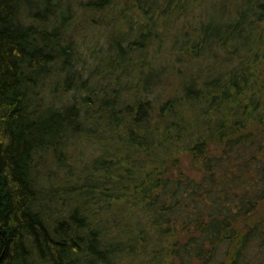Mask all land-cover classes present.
<instances>
[{
    "label": "trees",
    "instance_id": "trees-1",
    "mask_svg": "<svg viewBox=\"0 0 264 264\" xmlns=\"http://www.w3.org/2000/svg\"><path fill=\"white\" fill-rule=\"evenodd\" d=\"M116 1L80 4L114 22L85 71L77 0H0V264H264V0H134L135 24ZM85 139L95 157L66 172ZM46 153L74 185H40Z\"/></svg>",
    "mask_w": 264,
    "mask_h": 264
},
{
    "label": "rangeland",
    "instance_id": "rangeland-1",
    "mask_svg": "<svg viewBox=\"0 0 264 264\" xmlns=\"http://www.w3.org/2000/svg\"><path fill=\"white\" fill-rule=\"evenodd\" d=\"M77 2H78V6H77V3L73 4L74 12H76L75 16H77V21L70 31L71 33L70 38L73 39L79 53H81V55L85 58L83 62L81 63L87 66L86 67L87 70L85 71H89L90 68L93 66V64H95V60H96V59H93V55L90 50L97 51L96 55H98L99 52L100 54H103L108 51V43H109L108 35L110 34V32L108 31L112 28L113 23H114L112 21V16H111L112 13H110L111 12L110 10L112 9L110 10L105 9L104 11H98V12L95 11L93 13H88L86 8L80 5L81 2H83V0H80V1L77 0ZM116 2H119L121 7H123L125 10H129L128 14H130L129 16H130V20L132 21V23L134 24L135 22L138 23L139 22L138 19L140 21L146 20L144 13L141 12L140 10V7L137 4H134V0H118ZM223 5L225 4L222 2L208 3L204 7L205 9L204 11L205 12L207 11V13L213 14L215 12H218L220 10V7ZM75 7H76V10H75ZM188 10L190 14H185V13L180 14V13H177L176 11V14H174L175 16L172 21L174 26L172 25L170 32H174L176 29L184 25L186 21L188 25H190L192 21L191 20L192 16L199 17V15H202L201 6L188 8ZM146 16H147V19H150L151 21V19L155 17V13L149 12L148 15ZM186 16H188V18H186ZM123 24H121V27ZM159 30L162 32L163 28L160 27ZM167 43L168 42H166L165 44L167 45ZM147 49H149V51L148 50L146 51V55H147L146 59L148 60L147 63L149 62L151 64L154 61L152 58H150L151 56L154 55L153 47L150 46L149 48L147 47ZM163 53H166V52L163 51ZM173 59L174 60L172 61L175 62V57H173ZM133 61H135V58H133ZM172 61H171L172 67H170L171 72L164 77L163 82H162L163 85L161 84L162 91L158 89L157 92H155L154 94L152 92L148 93L146 98L150 99V101L153 102V100L157 96L158 98H160L161 97L160 95L162 94V92L164 93L166 92V94L170 93L174 88L173 86L174 82H177L179 77L181 78L186 77V74H187L186 70L188 66L186 61L183 60V62L181 63L176 62L175 64ZM173 64L175 65L174 67H173ZM84 74L88 76V72H85ZM41 94L44 98L46 97L47 103H49L50 101H51L50 103H56L58 99L57 97L59 94L61 97H64L63 92H59L58 95L56 96L54 95L55 97L53 98V100L49 98L47 99V97H52L50 96L49 88L42 90ZM67 97L68 96L64 98L68 99ZM89 146L91 145L86 139L82 141H76L75 144H72V143L69 144V147L67 148V153L65 154L66 161L69 164L68 165L69 167L66 168V172L72 169L75 170L76 172H79L77 171V169L85 168L84 166H87V164H89L90 161H92L98 149L96 148L95 150L91 151L90 150L91 148L89 149ZM44 156L45 158L43 157V161L41 162V164L43 165L46 163V165L43 166L39 172H42V173L44 172L46 173V175H48V179H47L48 182L45 183L41 181L42 183L40 185L44 186L43 188H48V187H51L52 185L58 186L60 184H68V183L73 182V178L70 175H65L66 172H62V173L59 172L57 168L52 165L53 156L51 155V153H46ZM178 157L180 158L181 168L183 172L188 175L198 178L201 173L200 171L199 172L197 171V168L195 169L191 166L190 155L187 154L186 152H182L179 154ZM74 166H75V169H74ZM50 175H52V178H50ZM72 185H74V182L72 183Z\"/></svg>",
    "mask_w": 264,
    "mask_h": 264
}]
</instances>
